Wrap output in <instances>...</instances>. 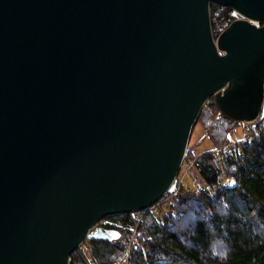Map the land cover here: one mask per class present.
I'll return each instance as SVG.
<instances>
[{"label":"water","instance_id":"obj_1","mask_svg":"<svg viewBox=\"0 0 264 264\" xmlns=\"http://www.w3.org/2000/svg\"><path fill=\"white\" fill-rule=\"evenodd\" d=\"M209 97L264 115V0H0V264L117 240L99 221L174 190Z\"/></svg>","mask_w":264,"mask_h":264},{"label":"trees","instance_id":"obj_2","mask_svg":"<svg viewBox=\"0 0 264 264\" xmlns=\"http://www.w3.org/2000/svg\"><path fill=\"white\" fill-rule=\"evenodd\" d=\"M219 8L210 3L215 36L235 18L230 7ZM217 114L209 97L197 118L213 148L193 157L187 147L183 158L192 160L198 187L178 182L145 210L105 216L99 224L121 240L86 239L88 252L73 250L71 264H118L126 252L127 264H264V115L253 120V137L233 147L226 124L235 121Z\"/></svg>","mask_w":264,"mask_h":264},{"label":"rangeland","instance_id":"obj_3","mask_svg":"<svg viewBox=\"0 0 264 264\" xmlns=\"http://www.w3.org/2000/svg\"><path fill=\"white\" fill-rule=\"evenodd\" d=\"M223 7L225 6L220 5V8L218 11L222 10ZM210 17H211V24H212L214 17H212L211 13H210ZM216 117H218V114L216 115ZM258 117L256 118V120L254 119L255 122L257 121ZM254 121L252 120L248 123L246 121H235L234 123L226 124L227 136L229 137L228 144H231L233 145V147H236V145L240 146L241 144L245 143L247 140H250L253 137V134L250 132L251 131L250 128L252 127V125H255ZM208 133L209 132L207 131V128L203 124V121L200 118H197L191 129L188 143H187V147L192 152L193 157L197 156L202 151L213 148V144H212L210 137H208ZM191 166H192V160L181 165V168L176 176L177 183H176L174 190L171 192L170 191L166 192V193L174 194L178 182L182 183L186 187H193V188L198 187L199 184L196 182V180L194 179L192 175L193 169H191ZM118 240H121L120 233H119V237L117 241ZM130 244H134L135 246L138 245L137 241L134 239L133 236L130 238ZM80 249L84 252H88V244L86 240L84 241L83 246ZM121 260H125L126 264L128 263L127 252L122 256V258L119 261Z\"/></svg>","mask_w":264,"mask_h":264},{"label":"built area","instance_id":"obj_4","mask_svg":"<svg viewBox=\"0 0 264 264\" xmlns=\"http://www.w3.org/2000/svg\"><path fill=\"white\" fill-rule=\"evenodd\" d=\"M83 243H84V242H82V243L78 246V248H82ZM118 264H126V261H125V260H121V261L118 262Z\"/></svg>","mask_w":264,"mask_h":264}]
</instances>
